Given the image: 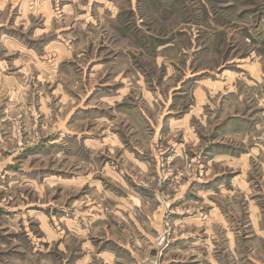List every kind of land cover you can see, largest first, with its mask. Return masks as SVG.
Here are the masks:
<instances>
[{"label": "rangeland", "instance_id": "rangeland-1", "mask_svg": "<svg viewBox=\"0 0 264 264\" xmlns=\"http://www.w3.org/2000/svg\"><path fill=\"white\" fill-rule=\"evenodd\" d=\"M204 224L264 264V0H0V264H211Z\"/></svg>", "mask_w": 264, "mask_h": 264}, {"label": "crops", "instance_id": "crops-1", "mask_svg": "<svg viewBox=\"0 0 264 264\" xmlns=\"http://www.w3.org/2000/svg\"><path fill=\"white\" fill-rule=\"evenodd\" d=\"M219 213H220V210L217 209V207L211 208L208 211V214H205L204 219H206L205 217H208V219L206 221L212 222L213 218L215 216L217 220L218 219L223 220V218H222L223 216L219 217ZM204 227L207 228V230H205V232H202L203 233L202 241L198 242V241L192 240V241L186 242L188 244L187 250H193V251L200 250L202 253L206 252L208 257H209V261L211 262V264H222L223 261L220 258L221 257L220 240L222 238L220 237V235L215 234L214 231L209 230V228L206 227V224H204ZM208 232L210 234H204V233H208ZM227 233H228V236L230 233H232L231 242H232L233 248H234V246L237 242V238H238V236L236 235L235 229L230 228L228 226L227 227ZM179 248H180V246L173 245V246L169 247L168 251H170L169 253H171V251H176ZM168 251H167V253H168ZM105 253L108 255V252H105ZM113 258H115V256ZM238 262L240 264H259L258 260L254 257L252 258L251 256L240 258L238 260Z\"/></svg>", "mask_w": 264, "mask_h": 264}, {"label": "built area", "instance_id": "built-area-1", "mask_svg": "<svg viewBox=\"0 0 264 264\" xmlns=\"http://www.w3.org/2000/svg\"><path fill=\"white\" fill-rule=\"evenodd\" d=\"M166 233L167 231L165 230L163 232H159V234L156 237V241H164L165 238L168 236Z\"/></svg>", "mask_w": 264, "mask_h": 264}]
</instances>
